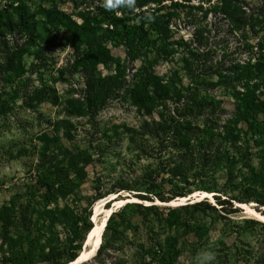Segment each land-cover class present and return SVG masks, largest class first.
Segmentation results:
<instances>
[{
    "label": "rangeland",
    "instance_id": "374dc122",
    "mask_svg": "<svg viewBox=\"0 0 264 264\" xmlns=\"http://www.w3.org/2000/svg\"><path fill=\"white\" fill-rule=\"evenodd\" d=\"M221 3L134 0L129 7L125 0L110 6L106 0H28L29 14L35 12L29 28L0 31V209L30 201L35 212L33 231L8 240L16 253L46 264L50 248L62 246L66 253L74 244L79 258L99 226L100 242L114 248L107 264H264V205L234 202L240 210L231 213L214 199L264 193V78L256 69L264 0H240L252 19L236 29ZM17 4L0 0V24ZM120 9L130 16V34L109 22ZM55 11L66 20L58 28L51 20ZM137 12L152 22L143 25L148 46L140 41ZM88 66L100 78H113L97 97L84 82ZM196 101L210 103L212 121L207 126L205 116L193 115L185 119L189 125L203 137L234 131L236 143L227 146L245 157L202 176L194 169L175 175L167 168L178 163V129L166 142L143 136L140 149L133 148L128 137L143 122L175 130ZM189 140L181 146L197 144ZM174 192L184 196L170 198ZM204 198L213 208L192 205ZM125 201L142 206L123 210ZM150 204L155 208L144 207ZM85 222L93 227L71 243ZM157 250L164 251L162 263Z\"/></svg>",
    "mask_w": 264,
    "mask_h": 264
},
{
    "label": "trees",
    "instance_id": "16d2710c",
    "mask_svg": "<svg viewBox=\"0 0 264 264\" xmlns=\"http://www.w3.org/2000/svg\"><path fill=\"white\" fill-rule=\"evenodd\" d=\"M15 1L18 4L13 8V10L6 9L4 12L5 21L0 24V31H5V30H8L10 32L25 31L29 28V20L31 18H34L35 12L29 14L28 0H15ZM220 5L221 6L219 10L222 11V13L225 14L226 16L231 17L233 21V25L231 27L235 26V29L244 26L252 19L251 14L246 15L245 11L242 10V5L240 3V0H222V3ZM233 6L235 7V10L230 11V8ZM239 10L241 13L239 12ZM234 13H236L237 15L234 16ZM133 16L134 18L138 19V22H140L141 25L139 29H141L142 32H144V36L140 38V41L142 42L143 45L148 46L150 39L143 25L145 23H149L151 25L152 23L150 22L151 19L148 18V16L146 17L144 15V12L134 13ZM51 17H52L51 20L53 21V25L56 28H58L60 24L65 23L66 21L63 18V14L60 12H56V11L53 12ZM164 17L165 20L168 19V15H165ZM108 19L110 24L115 28L117 27L122 28L124 34L132 33V28L130 26V23L128 22L130 16H128L127 10L120 9L119 13L113 12L111 13ZM91 31L92 30H88L87 33H88V37L92 39ZM257 59H258L256 63L257 72L260 73V77L264 78V43H261L259 46V53L257 55ZM84 74H85L84 82L86 84L88 94H92L95 97H97V95H99L101 92L106 91L105 87L110 86L108 82H110V80L113 79L112 77L109 76H106L104 78H100L99 76H96L92 66L86 67L84 70ZM209 106L210 103L207 101L204 102L196 101L194 108H191V110H189L190 111L189 114L187 113L188 115L182 118L181 122L183 123H177V125H179L180 127L173 126L175 130L167 127L162 122L161 123L155 122L154 120H151L150 122H143L141 126L137 130H134L131 133V135L128 137L129 142L133 145V148L135 150H138L141 147L139 146L140 144H138V140L141 137L151 136L153 138L158 139L159 141L166 142L173 135L177 136L176 129H178L177 130L178 138L179 141L181 142L179 145H175L174 147L179 151L178 154L179 158H178V163L175 162L173 165L168 164L167 171H169L170 173L175 175L177 173L184 174L185 173L184 171L194 169V175L202 176L204 171H206L209 168L214 169L223 162L233 164L234 161L233 158L235 156L241 154L240 157H245L244 156L245 153H243L242 149L237 148V150L232 151L229 148V146H227L228 143L230 145L232 144L235 145L236 143L237 134L234 131L228 132V131H223V129H222L223 132L210 131L206 133L207 135L205 137H203V134L200 135L197 132V130H200V128L194 127V125H189L190 123L187 120H185L187 117L193 115H194L193 120L203 115V117L205 116V119H203V124L208 126L209 125L208 123L212 121L210 117L211 112L207 109L209 108ZM186 121L187 124H185ZM189 139L197 140V144L196 145L191 144L189 146H185V145L181 146L182 144H184L183 141L189 142L190 141ZM140 151H144V150L141 148ZM251 194H252L251 196H246L244 198L234 196L228 199L221 198L220 195H214L215 205L219 206L220 209H225V206H228L229 212L231 213L240 210V207L235 206L234 202L248 203L250 201H255L258 205L256 206L257 209L259 208V206L264 205V193L252 192ZM154 195L162 201L165 199L163 196H161L156 192L154 193ZM182 196H184L183 193L174 192L170 198L182 197ZM137 197L141 200L153 201V197L148 194L138 193ZM192 205L202 210L210 209L213 208L214 206L211 205V203L207 200V198L194 202L192 203ZM141 206L142 203H137V202L126 203L123 207V210L126 207H141ZM144 207L146 209L155 208L153 204ZM112 215L113 213L107 219L104 228V233L109 228ZM34 217H35L34 207L30 201L16 202L9 206H3L2 209H0V221H1L0 238L2 239V245L0 246V249H2L3 251L2 256L0 258V264H35L33 256L29 255L30 253L28 252L16 253V251L13 250L14 244L12 243L8 244L9 242L8 240L11 239V234L15 233L16 235L19 234L27 235L33 231ZM84 224L85 225L82 230L76 228V230L72 233L73 236L71 243H73L77 239L82 240L85 236V233L87 234L89 230L93 227L90 222H85ZM6 242L8 247L3 249V245H5ZM93 243L90 248H92ZM73 245L74 244H70L68 252L66 253L64 252L66 248L62 246L50 248V250H48L46 254V260H45L47 261L46 264H65L75 259H78L79 254L75 250V247H73ZM109 249H114V248L111 244L110 245L106 244L105 239L102 238V241L97 249L96 254L91 259L92 261L84 262L82 264H107V259L110 256ZM154 253L156 254L157 259L159 260V263H162V260L164 258V251L157 250ZM143 264H150V263L144 262Z\"/></svg>",
    "mask_w": 264,
    "mask_h": 264
},
{
    "label": "bare ground",
    "instance_id": "6f19581e",
    "mask_svg": "<svg viewBox=\"0 0 264 264\" xmlns=\"http://www.w3.org/2000/svg\"><path fill=\"white\" fill-rule=\"evenodd\" d=\"M96 211H98V207L96 208ZM109 212H110L109 209H105V217H106V215ZM105 217L103 218L104 219L103 220V224L105 222ZM101 232H102V228H100L99 226H95L93 228V233H94V239H93L94 240V243H93V246H92V248L88 249L87 251L85 250L84 252H82L78 259H85V258H87V257H89V256H91L93 254V252L95 251V249L97 248V246L100 244ZM66 264H73V263L72 262H68Z\"/></svg>",
    "mask_w": 264,
    "mask_h": 264
},
{
    "label": "water",
    "instance_id": "95a60500",
    "mask_svg": "<svg viewBox=\"0 0 264 264\" xmlns=\"http://www.w3.org/2000/svg\"><path fill=\"white\" fill-rule=\"evenodd\" d=\"M128 202H130V201H125L124 203H128ZM109 217V216H108ZM108 217H107V219H108ZM106 222H107V220H106ZM105 225H106V223H105ZM85 243H86V241H85ZM101 243V242H100ZM86 245V244H85ZM100 245V244H99ZM99 245L97 246V248L95 249V251L93 252V254L91 255V256H89V257H87V258H85V259H75V260H73V261H71L73 264H82V263H84V262H86V261H88V260H90L95 254H96V252H97V249H98V247H99ZM86 247V246H85Z\"/></svg>",
    "mask_w": 264,
    "mask_h": 264
},
{
    "label": "clouds",
    "instance_id": "9594fccd",
    "mask_svg": "<svg viewBox=\"0 0 264 264\" xmlns=\"http://www.w3.org/2000/svg\"><path fill=\"white\" fill-rule=\"evenodd\" d=\"M110 2L111 0H106V6H110ZM125 3L127 6L131 7L134 4V0H125ZM209 259H211V257H209Z\"/></svg>",
    "mask_w": 264,
    "mask_h": 264
}]
</instances>
